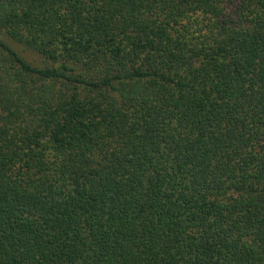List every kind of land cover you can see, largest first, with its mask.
Listing matches in <instances>:
<instances>
[{
  "label": "trees",
  "instance_id": "obj_1",
  "mask_svg": "<svg viewBox=\"0 0 264 264\" xmlns=\"http://www.w3.org/2000/svg\"><path fill=\"white\" fill-rule=\"evenodd\" d=\"M0 264H264V0H0Z\"/></svg>",
  "mask_w": 264,
  "mask_h": 264
},
{
  "label": "rangeland",
  "instance_id": "obj_2",
  "mask_svg": "<svg viewBox=\"0 0 264 264\" xmlns=\"http://www.w3.org/2000/svg\"><path fill=\"white\" fill-rule=\"evenodd\" d=\"M17 47H18V49L20 48V50L22 51V54L29 61L34 62V63H41V58L39 57V55L34 54V52H32V51H27L22 46H17Z\"/></svg>",
  "mask_w": 264,
  "mask_h": 264
}]
</instances>
